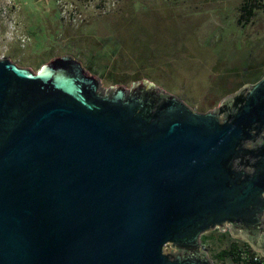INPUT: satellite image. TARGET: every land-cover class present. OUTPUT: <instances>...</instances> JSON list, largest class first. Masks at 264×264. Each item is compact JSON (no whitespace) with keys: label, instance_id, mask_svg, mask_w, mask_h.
I'll use <instances>...</instances> for the list:
<instances>
[{"label":"water","instance_id":"1","mask_svg":"<svg viewBox=\"0 0 264 264\" xmlns=\"http://www.w3.org/2000/svg\"><path fill=\"white\" fill-rule=\"evenodd\" d=\"M216 229L264 256V75L199 112L0 59V264H215Z\"/></svg>","mask_w":264,"mask_h":264},{"label":"rangeland","instance_id":"2","mask_svg":"<svg viewBox=\"0 0 264 264\" xmlns=\"http://www.w3.org/2000/svg\"><path fill=\"white\" fill-rule=\"evenodd\" d=\"M243 2L0 0V59L36 72L71 55L103 88L147 79L207 112L264 74V6L239 25ZM218 232L201 242L211 258L231 240Z\"/></svg>","mask_w":264,"mask_h":264},{"label":"trees","instance_id":"3","mask_svg":"<svg viewBox=\"0 0 264 264\" xmlns=\"http://www.w3.org/2000/svg\"><path fill=\"white\" fill-rule=\"evenodd\" d=\"M261 6H264V0H244L239 8V16L237 19L238 24L242 25L243 23L250 21L254 16L255 10ZM246 67L247 65L244 66L245 70L247 69ZM259 79L253 81V83ZM218 233L220 234L221 239L230 237L231 240L227 247L221 249L212 257L215 264L226 260H230L231 264H264V256H262L261 253L258 254L247 242L233 238L228 230L225 232L219 231ZM208 239L209 238L206 235L201 236V242L203 244L207 243Z\"/></svg>","mask_w":264,"mask_h":264},{"label":"flooded vegetation","instance_id":"4","mask_svg":"<svg viewBox=\"0 0 264 264\" xmlns=\"http://www.w3.org/2000/svg\"><path fill=\"white\" fill-rule=\"evenodd\" d=\"M240 240V239H239Z\"/></svg>","mask_w":264,"mask_h":264}]
</instances>
